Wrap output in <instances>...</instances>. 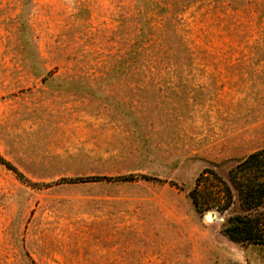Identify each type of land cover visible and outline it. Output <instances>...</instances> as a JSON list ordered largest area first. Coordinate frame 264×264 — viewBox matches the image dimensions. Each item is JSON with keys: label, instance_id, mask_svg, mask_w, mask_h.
I'll list each match as a JSON object with an SVG mask.
<instances>
[{"label": "rangeland", "instance_id": "rangeland-1", "mask_svg": "<svg viewBox=\"0 0 264 264\" xmlns=\"http://www.w3.org/2000/svg\"><path fill=\"white\" fill-rule=\"evenodd\" d=\"M260 148L264 0H0V264H264L189 195Z\"/></svg>", "mask_w": 264, "mask_h": 264}, {"label": "trees", "instance_id": "trees-1", "mask_svg": "<svg viewBox=\"0 0 264 264\" xmlns=\"http://www.w3.org/2000/svg\"><path fill=\"white\" fill-rule=\"evenodd\" d=\"M0 162L20 179H26L2 156ZM131 178L133 175L103 176L100 179ZM189 195L200 213L213 209L222 214L227 213L221 232L228 240L244 246H264V148L254 150L238 160L227 171L226 177L214 167L204 168L196 177Z\"/></svg>", "mask_w": 264, "mask_h": 264}, {"label": "water", "instance_id": "water-1", "mask_svg": "<svg viewBox=\"0 0 264 264\" xmlns=\"http://www.w3.org/2000/svg\"><path fill=\"white\" fill-rule=\"evenodd\" d=\"M209 216V214L207 215V217Z\"/></svg>", "mask_w": 264, "mask_h": 264}]
</instances>
